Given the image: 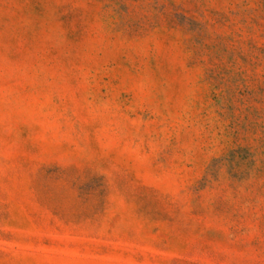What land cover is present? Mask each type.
<instances>
[{
	"label": "rangeland",
	"instance_id": "374dc122",
	"mask_svg": "<svg viewBox=\"0 0 264 264\" xmlns=\"http://www.w3.org/2000/svg\"><path fill=\"white\" fill-rule=\"evenodd\" d=\"M0 264H264V0H0Z\"/></svg>",
	"mask_w": 264,
	"mask_h": 264
}]
</instances>
